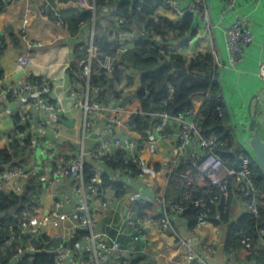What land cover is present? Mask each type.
Segmentation results:
<instances>
[{"label":"built area","instance_id":"built-area-1","mask_svg":"<svg viewBox=\"0 0 264 264\" xmlns=\"http://www.w3.org/2000/svg\"><path fill=\"white\" fill-rule=\"evenodd\" d=\"M10 0H0L6 4ZM97 0H76L74 3L85 6L95 12ZM119 1V0H118ZM261 0H223L217 21L211 15L206 0H163L173 13L177 21L183 18L185 13L194 16V34H187L178 40H165L156 34L154 29L144 25L129 24L119 17L113 25L105 28L108 33L107 40L112 42L114 48L111 51H103L98 43V35L95 31V18L89 24L90 30L85 40L78 44L82 51L77 64V72L72 77L73 81L68 89L74 106L81 111V136L73 145V150L61 149L54 140L46 139L45 145L49 155L39 159L34 157L33 148L36 147L41 136H46L48 131L55 132V124L58 122L60 108L52 100L50 91L53 80L44 75H34L29 70L20 81L11 83L6 90V95L16 104L15 111L21 115L20 124L29 123L24 132H13L18 138L32 136L31 149L23 155V161L14 160V164H8L6 169L0 171V190H15L21 192L28 180L36 177L43 183L49 182L54 196L53 207L44 216L39 215L41 206V191L33 199L30 208H25L21 213L14 214L16 220L7 225L9 237L4 240L3 246H15L16 255L13 264H18L25 253H34L37 250L34 239L46 234V227H58L63 220L73 217L78 230L86 233L72 246L69 239L51 248L55 252V264H86L82 257L89 256L92 263L101 264L108 257L127 264L129 258L121 257V243L117 237L110 236L107 231L98 228L97 224L104 210L110 202L111 187L100 188L101 171L95 164L102 161L114 151L121 149L125 152L123 166L111 170V176L119 181L125 191L134 181L142 180L145 185L151 187L153 182L147 178L148 167L143 157L147 148L153 152L160 150V141L165 139L170 142L162 165L167 167V180L175 181L186 186L185 198H190L193 193L200 195L193 198L191 203L199 208L194 221V228H199L210 221L211 205L220 206L226 210L229 206L231 195L241 198L253 216L259 215V204L263 202L264 190L259 189L253 179V163H257L252 151L247 144V137L243 130L247 125L246 95L232 98L225 84L226 71L232 70L239 74L241 65L245 63L247 52L254 43V24L252 20L254 8ZM105 11L114 7L111 0H105ZM253 5V7H252ZM240 6L242 9H240ZM41 11L47 12L49 8L44 5ZM54 14L59 15V8ZM27 18H24V22ZM58 25L66 26L62 18L55 19ZM85 23L82 24V27ZM81 27V30H82ZM23 27L22 34L28 33ZM212 30H219L226 54L224 58L219 55L212 42ZM81 32V31H80ZM79 32V33H80ZM147 36L154 48L160 54V63H165L172 55H181L184 58H192L205 52L212 54L209 62V70L215 73L221 82V91L217 98L223 101L215 106L217 116L227 115L228 121L225 130L228 137L220 138L212 127H204L206 112L199 106L206 94H196L192 97L194 105L184 111L170 113L164 109L145 111L150 119L148 126L142 131L137 129V124L131 122V116L144 113L139 105L130 108L123 107L120 101L127 97L120 92L118 80H114L109 86L102 78L112 76L115 68L125 69L126 77L131 79L133 94L142 85L141 73L129 69L124 55L135 48L136 39L139 36ZM209 38L210 43L202 44L201 40ZM31 44H35L32 41ZM1 55V53H0ZM261 56V55H260ZM16 64L22 68H29L32 58L29 54H18ZM259 85H264V58H260L256 70H251ZM170 96L174 88L167 84ZM256 86V87H257ZM255 87V88H256ZM149 88L147 82L143 85V98H147ZM38 116V119L36 117ZM8 135L0 136V145L7 144ZM90 136H95V146L90 149L87 141ZM38 138L39 140L37 141ZM221 147H229L235 157H224L220 154ZM69 152V153H68ZM85 162L92 164L95 173L89 181L84 180L83 167ZM133 162L137 173L129 166ZM257 165H259L257 163ZM183 166V167H181ZM261 168V166L259 165ZM262 169V168H261ZM263 170V169H262ZM264 172V170H263ZM70 179L73 184V194L63 189L65 181ZM10 186H7V185ZM114 190V191H113ZM116 192V191H115ZM144 199L136 196V201ZM160 205L159 217L137 218L136 212L125 217L128 225L135 226L140 235L146 237L148 227L153 225L163 230L172 228V214H179L184 207L179 202L170 205L164 203L163 197L155 199ZM259 238L256 240L258 249H264V227L259 229ZM57 236V235H56ZM53 237V236H52ZM241 248L229 250L228 264H238L236 255L240 250H251L254 241L246 230L240 232ZM186 261L192 264H212V256L217 251L214 241H204L200 253L193 246L190 237L185 239Z\"/></svg>","mask_w":264,"mask_h":264},{"label":"crops","instance_id":"crops-1","mask_svg":"<svg viewBox=\"0 0 264 264\" xmlns=\"http://www.w3.org/2000/svg\"><path fill=\"white\" fill-rule=\"evenodd\" d=\"M73 1L76 0H10L3 4L0 10V72L2 73L0 78V136H9L14 130L16 104L6 95V90L10 84L23 79L28 70L34 75L48 76L53 80L50 95L60 108V115L55 124V132L48 131L46 136L40 137V140L36 138L39 141L33 148V155L39 159L49 155V150L45 145L46 139L54 140L61 149L70 152L81 136L82 114L74 106L68 89L73 81L72 77L77 72L78 60L82 54L78 44L85 40L91 24L85 23L81 32L74 35L71 34L68 27L58 25L53 17V10L56 8H59V13L65 15L74 12L76 9L80 11L88 9L87 5L80 6ZM206 2L212 17L217 21L223 0H206ZM44 5L49 8L47 12L40 10ZM240 9H242L241 6ZM254 9L252 20L255 40L248 49L246 61L241 65L238 75L234 73L232 76V72H234L232 70L225 73V77L227 76L225 78L226 88L232 98L244 94L248 97L259 84L257 78L250 71L256 70L259 59L264 58V0H261ZM157 12L159 15L173 16V13L165 5L159 6ZM93 16L96 19L95 31L97 35H104L107 38L109 35L104 32L105 28L108 27V16L105 9L98 5ZM24 18H27L26 22H24ZM23 27L28 33L27 37L22 34ZM211 40L219 55L224 58L226 51L219 30L217 32L212 30ZM32 41L35 44H31ZM201 42L208 45L210 39L204 38ZM206 50L207 48L204 47L203 52ZM20 53L31 56L32 64L29 68H22L16 64V56ZM66 74L70 75L67 85L65 82ZM117 84L120 85V92L127 97L131 95L133 86L131 79L126 77V73L119 77ZM62 117L68 120L72 119V125L63 123L60 120ZM94 138L95 136H90L87 141V147L90 149L95 146ZM169 145L170 142L163 139L160 141L159 151L153 152L151 148H147L143 154L149 170L147 178L153 182V185L148 187L144 181L138 180L134 181L121 195H116V190L110 191V202L97 226L107 231L110 236L119 239L121 257L130 260L134 258L137 264H191L186 261L185 239L188 237L191 238L196 250L202 254L205 251L201 249V243L206 240L214 241L217 251L212 256V264H228L227 241L230 223L238 220L247 211L245 202L235 194L231 195L229 199L228 221L218 223L209 221L195 229L194 225L192 227L189 225L184 216L172 214L171 229L163 230L151 225L148 227L146 237L140 235L135 226L127 224L125 217L134 211L136 212V196L154 202L157 196H164L168 182L167 167L163 166L161 162ZM95 166L101 171L106 169V164L103 161L96 162ZM65 182L63 189L72 195L74 186L71 180L67 179ZM41 184V206L38 211L39 215L44 216L53 207L54 196L49 182H41ZM186 191H184V198ZM76 230L73 217H69L63 220L58 227L47 226L46 234L50 237L66 240L72 238ZM235 260L238 264H264V253L253 254L251 250H240ZM82 262L96 264L91 262L88 255L82 257ZM101 264H122V262L114 259V257H108Z\"/></svg>","mask_w":264,"mask_h":264},{"label":"trees","instance_id":"trees-1","mask_svg":"<svg viewBox=\"0 0 264 264\" xmlns=\"http://www.w3.org/2000/svg\"><path fill=\"white\" fill-rule=\"evenodd\" d=\"M111 2L114 7L112 10L106 11L108 26L113 25L119 17H123L126 20V25L137 24L144 25L147 28L151 27L156 34L165 40H178L187 34H194L196 32L194 16L190 13H185L179 21L175 20L173 16L159 15L157 10L159 6H163V0H111ZM96 3L97 6L100 5L102 8L106 6L105 0H97ZM2 7L3 3H0V10ZM53 17L55 19L62 18L67 23L71 34L76 35L81 31L83 23L91 22L93 11L91 9H84L82 11L76 9L74 12L66 15L63 13L59 15L53 14ZM106 39L104 35H101L97 40L103 51H111L114 45ZM135 43V48L128 51L123 57L129 69L141 73L142 85L135 93L123 98L120 103L126 108L139 105L144 111V113L130 117L131 122L137 124V129L142 131L148 126L150 116L145 111L164 109L170 113H177L194 105L192 100L194 95L206 94L203 102L199 104L206 112L204 127H212L220 138L228 137L229 135L225 130L228 117L227 115L223 117L217 116L214 109L217 104H223V101L217 98V93L221 91V82L217 77V72L215 71L213 74L209 70V62L213 59L212 54L202 52L189 59L176 54L172 55L165 63H160V54L156 47L151 46L152 41L147 36H139ZM125 72V69L115 68L112 76L104 77L102 80H105L110 86L115 79L118 80ZM1 77L2 73L0 72ZM146 82L149 93L147 98H143V85ZM167 84L172 85L174 88L172 96L169 94ZM14 120L15 132H24L29 126V123H19L21 115L17 112L14 114ZM31 138L32 136L30 135L27 138L20 139L14 134L9 136L7 144L0 145V171L6 169L8 164L23 161L22 155L31 149ZM219 152L222 156L231 157V160H235L229 147H221ZM124 154V151L118 149L109 156H105L102 160L111 169L108 168L101 174L99 186L102 189L105 187L115 189L116 195L123 194L125 189L119 181L112 178L111 170L124 165ZM15 159L19 162H14ZM129 166L136 174V165L130 162ZM94 173L95 170L92 164L85 162L83 167L84 180L89 181ZM253 179L259 189L264 190V172L257 163H253ZM41 185L40 181L34 176L28 180L25 188L21 192L15 190H0V264H13L16 255L14 245L12 247L3 246L4 240L9 237L6 230L7 225L16 220L14 214L21 213L25 208H30L35 204L33 199L36 197ZM185 190V185L172 180L168 181L163 200L167 206L174 202L181 203L184 207L181 215L188 220L190 226H193L200 209L195 207L191 203V200L199 196L200 193H193L190 198H184ZM160 215V205L158 202L147 199L136 201L137 218L159 217ZM209 215L210 221L214 223L228 221V208L223 211L220 206L216 204L211 205ZM261 227H264V198L263 202L259 204L258 216H253L247 210L238 220L230 223L227 241L228 250L231 248H241L240 232L246 230L254 241L253 248L251 249L253 254L259 252L264 253V249H258L256 246V240L260 236L259 229ZM85 233L86 231L77 229L74 236L69 239V243L72 246L76 245ZM61 243L62 239L43 234L40 236V239H34L37 250L32 254L25 253L18 264H55V252L51 248H55ZM127 264H137L136 259L133 258Z\"/></svg>","mask_w":264,"mask_h":264},{"label":"water","instance_id":"water-1","mask_svg":"<svg viewBox=\"0 0 264 264\" xmlns=\"http://www.w3.org/2000/svg\"><path fill=\"white\" fill-rule=\"evenodd\" d=\"M82 10V8H80ZM70 75H65L66 85L69 83ZM246 137L247 144L252 151L255 160L264 170V85H259L252 90L246 102ZM38 119V116L36 117ZM60 120L71 126L72 119L60 118Z\"/></svg>","mask_w":264,"mask_h":264},{"label":"rangeland","instance_id":"rangeland-1","mask_svg":"<svg viewBox=\"0 0 264 264\" xmlns=\"http://www.w3.org/2000/svg\"><path fill=\"white\" fill-rule=\"evenodd\" d=\"M243 134L246 135V127H245V129L243 130Z\"/></svg>","mask_w":264,"mask_h":264},{"label":"bare ground","instance_id":"bare-ground-1","mask_svg":"<svg viewBox=\"0 0 264 264\" xmlns=\"http://www.w3.org/2000/svg\"><path fill=\"white\" fill-rule=\"evenodd\" d=\"M185 223H186V222H185ZM64 226H66V225H64ZM191 227H192V226H191ZM191 227H190V228H191ZM64 228H65V227H64ZM154 228H155V227H154ZM188 228H189V227H188ZM190 228H189V229H190ZM174 230H175V229H174ZM172 231H173V230H172ZM170 233H171V231H170ZM174 234H175V233H174ZM153 256H154V255H153ZM191 264H192V263H191Z\"/></svg>","mask_w":264,"mask_h":264}]
</instances>
